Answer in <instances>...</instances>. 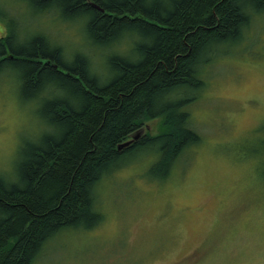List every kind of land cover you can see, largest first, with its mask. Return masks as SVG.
Listing matches in <instances>:
<instances>
[{
  "label": "trees",
  "instance_id": "1",
  "mask_svg": "<svg viewBox=\"0 0 264 264\" xmlns=\"http://www.w3.org/2000/svg\"><path fill=\"white\" fill-rule=\"evenodd\" d=\"M6 2L0 48L27 55L0 78L16 81L23 104H38L49 131L23 148L15 180L0 177V264H35L55 236L101 222L98 185L124 157L150 150L152 172L167 177L200 142L187 109L196 98L182 93L203 88L204 69L243 39L264 0ZM26 16L39 26L31 30ZM44 20L77 28L82 43L52 38ZM155 118L160 133H142Z\"/></svg>",
  "mask_w": 264,
  "mask_h": 264
},
{
  "label": "rangeland",
  "instance_id": "2",
  "mask_svg": "<svg viewBox=\"0 0 264 264\" xmlns=\"http://www.w3.org/2000/svg\"><path fill=\"white\" fill-rule=\"evenodd\" d=\"M6 1L0 0V7L9 5ZM23 20L31 30L39 26L27 16ZM261 21L264 9L253 17L243 39L223 47L204 69L203 88L182 93L196 98L187 109L200 142L177 159L167 177L152 172L158 156L150 150L124 157L98 185L101 222L55 236L35 264H261ZM63 24L44 20L40 26L67 47L82 43L78 29ZM0 29L6 31L1 23ZM16 86L14 79L0 78V177L8 181L17 177L23 148L39 143L49 131L38 104H23ZM160 124L159 118L146 120L141 132L155 136Z\"/></svg>",
  "mask_w": 264,
  "mask_h": 264
},
{
  "label": "snow or ice",
  "instance_id": "3",
  "mask_svg": "<svg viewBox=\"0 0 264 264\" xmlns=\"http://www.w3.org/2000/svg\"><path fill=\"white\" fill-rule=\"evenodd\" d=\"M261 25L264 26V21H261ZM0 31H2V29H0ZM25 55H27V53L15 52L13 54V53H9L8 51H6L3 48H0V70L4 69L5 65H8V64H15V65L20 64L21 61L14 59V56L15 57H21V56H25ZM6 57H7V59H5ZM52 74L53 75L59 74L57 72L56 68L52 69ZM69 79H70V77H69ZM262 91H264V89H262ZM26 94H28L27 90H26ZM173 107H179V105H174ZM261 120L264 121V114H262ZM152 143H158V141H153ZM261 264H264V260L261 261Z\"/></svg>",
  "mask_w": 264,
  "mask_h": 264
},
{
  "label": "water",
  "instance_id": "4",
  "mask_svg": "<svg viewBox=\"0 0 264 264\" xmlns=\"http://www.w3.org/2000/svg\"><path fill=\"white\" fill-rule=\"evenodd\" d=\"M140 135H141L140 133H136V134L132 135V138L129 141L119 145V149H122L126 146H129L134 140L139 139Z\"/></svg>",
  "mask_w": 264,
  "mask_h": 264
}]
</instances>
